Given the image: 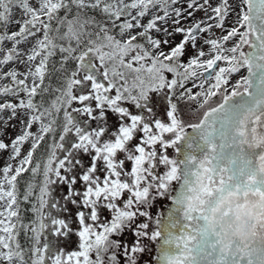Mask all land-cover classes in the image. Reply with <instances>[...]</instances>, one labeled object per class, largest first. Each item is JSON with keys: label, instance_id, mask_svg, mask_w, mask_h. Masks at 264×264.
Masks as SVG:
<instances>
[{"label": "snow or ice", "instance_id": "obj_1", "mask_svg": "<svg viewBox=\"0 0 264 264\" xmlns=\"http://www.w3.org/2000/svg\"><path fill=\"white\" fill-rule=\"evenodd\" d=\"M0 264H264V0H0Z\"/></svg>", "mask_w": 264, "mask_h": 264}]
</instances>
